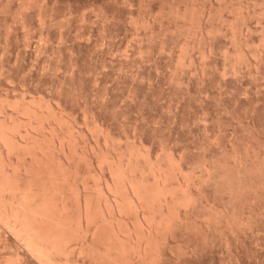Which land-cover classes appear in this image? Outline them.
<instances>
[{
	"label": "rangeland",
	"instance_id": "obj_1",
	"mask_svg": "<svg viewBox=\"0 0 264 264\" xmlns=\"http://www.w3.org/2000/svg\"><path fill=\"white\" fill-rule=\"evenodd\" d=\"M0 264H264V0H0Z\"/></svg>",
	"mask_w": 264,
	"mask_h": 264
}]
</instances>
